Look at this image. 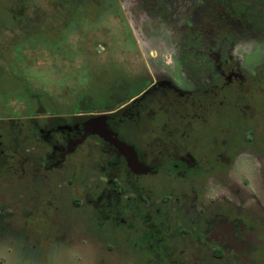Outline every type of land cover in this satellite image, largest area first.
<instances>
[{"label":"flooded vegetation","instance_id":"1","mask_svg":"<svg viewBox=\"0 0 264 264\" xmlns=\"http://www.w3.org/2000/svg\"><path fill=\"white\" fill-rule=\"evenodd\" d=\"M66 1L80 12L90 5ZM176 1L136 0L155 25L169 20L179 54L174 67L146 65L128 88L135 94L91 107L37 102L29 91L28 117H0V179L16 171L15 193L28 195L27 236L87 234L96 249H66L95 251L98 264L107 254L113 264H264V60L247 65L228 34L264 33V0H185L182 19ZM11 3L18 25L19 0ZM5 58L0 88L26 91ZM8 208L0 205L1 236L12 228Z\"/></svg>","mask_w":264,"mask_h":264},{"label":"rangeland","instance_id":"2","mask_svg":"<svg viewBox=\"0 0 264 264\" xmlns=\"http://www.w3.org/2000/svg\"><path fill=\"white\" fill-rule=\"evenodd\" d=\"M89 1L90 5L80 12L76 3L70 5L66 0H19V18L16 19L20 23L14 25L13 14L7 13L13 3L11 0H0V9H4V13H0V53L6 55L5 62L9 69H18L16 71L28 83L26 91L14 88L17 84L14 87L1 85L0 117H15L18 114L28 117L31 111L29 102L35 101L29 91L38 96L37 102L54 101L58 105L66 102L71 105V102L85 99V103L90 100L96 102V105H87L91 107H101L105 103L118 104L135 94L134 90L129 91L128 88L131 82L141 79L146 65L154 71L160 69L163 63L165 68L167 65L174 67L179 54L176 42L178 34L169 32V20L164 18L163 22L159 20L155 25L146 11L139 10L142 5L136 0H100L99 5L93 0H86V3ZM179 4L176 17L182 19L188 4L185 0H177L176 5ZM124 15H127L129 25ZM156 26L162 29L157 31ZM147 27L150 33H143ZM254 31L250 30L243 39L237 32L228 33L235 54L252 66L264 60V33L256 35ZM95 43L96 52L92 50ZM254 55L257 57L253 59ZM67 83H70L68 89ZM98 86L102 90H98ZM110 93L111 97H115L107 100ZM69 109L50 111L65 114ZM120 145L126 146L125 143ZM135 156L134 152L131 157ZM2 175L0 205L11 209L4 227L26 228L29 231L24 236L22 230L21 235L11 228L0 235V261L4 264H98L101 261H96L95 251L70 250L77 244L96 249V240H89L87 234L79 233L69 238L71 234L62 237V233L55 231L50 235L52 232L44 230L36 237L27 236L33 217L28 215L32 209L27 202L28 195L26 192L19 197L16 195V171L5 170ZM86 214L90 215L89 211ZM35 230L37 227H34ZM105 259V264L114 263L111 254H107ZM121 261L126 264L123 258Z\"/></svg>","mask_w":264,"mask_h":264},{"label":"trees","instance_id":"3","mask_svg":"<svg viewBox=\"0 0 264 264\" xmlns=\"http://www.w3.org/2000/svg\"><path fill=\"white\" fill-rule=\"evenodd\" d=\"M0 264H4V262L0 261Z\"/></svg>","mask_w":264,"mask_h":264}]
</instances>
